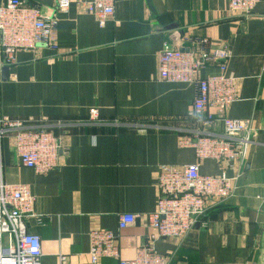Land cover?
<instances>
[{"label": "crops", "instance_id": "0c3cea01", "mask_svg": "<svg viewBox=\"0 0 264 264\" xmlns=\"http://www.w3.org/2000/svg\"><path fill=\"white\" fill-rule=\"evenodd\" d=\"M58 1L26 0L58 19V50L20 51L8 80L0 70V117L45 127L61 143L59 166L44 175L21 166L11 136L2 144L3 180L27 185L37 197L43 221L27 223L41 239L42 264H91L94 229L118 235L120 260L134 259L153 233L144 218L156 208L161 167L197 164L202 175L221 173L217 162L199 160L194 148L181 144L201 129L190 116L196 85L168 83L158 74L165 43L187 50L190 39L201 37L231 49L226 76L236 100L225 113L251 120L253 143L236 196L212 207L186 240L158 238L153 246L171 264H262L264 0L248 17L231 12L227 0H115L104 27L76 4L55 12ZM220 74L216 61L200 71L203 78ZM206 131L225 136L222 121ZM125 214L137 221L120 231ZM0 242L7 247L9 239Z\"/></svg>", "mask_w": 264, "mask_h": 264}, {"label": "built area", "instance_id": "2783aa9c", "mask_svg": "<svg viewBox=\"0 0 264 264\" xmlns=\"http://www.w3.org/2000/svg\"><path fill=\"white\" fill-rule=\"evenodd\" d=\"M263 0H227L231 12L248 17ZM115 0H59L55 12L65 13L73 4L97 17L104 27L114 16ZM58 19L44 15L39 5H28L26 0H0V70L16 63L17 54L36 49L40 45L57 51L56 29ZM193 46L184 51L182 44L165 43L158 57L159 78L168 83L194 84L197 94L192 102L190 116L201 129L194 137L183 139L184 147L196 150L199 160H213L221 166L217 176L202 175L199 165L183 168L161 167L157 177V205L144 218L152 234L146 245L140 247L132 260H120L118 235L110 230L94 229L90 233L91 264L103 259H115L119 264H171V257L160 255L153 243L158 238L184 241L192 233L199 219L212 207L236 196L240 170L253 143L251 120H234L226 116V109L236 100L232 78L226 76L231 57L229 47H212L206 37L190 39ZM220 63L221 74L203 78L200 75L208 63ZM97 121V111H91ZM216 121L224 125V137L206 130ZM11 136L20 164L38 175L48 174L59 166L60 139L45 127L29 126L23 121L0 117V264H42L43 251L39 236L29 231L27 219L39 223L43 217L36 212L37 197L27 185L5 183L2 174V144ZM234 175L230 176L229 172ZM135 215H120V231L134 225ZM62 263L67 258L60 256Z\"/></svg>", "mask_w": 264, "mask_h": 264}, {"label": "water", "instance_id": "95a60500", "mask_svg": "<svg viewBox=\"0 0 264 264\" xmlns=\"http://www.w3.org/2000/svg\"><path fill=\"white\" fill-rule=\"evenodd\" d=\"M39 47H45V46L44 45H40ZM9 71H10V67H8V66L2 67V69H1V75H2V79L3 80H8V78H9ZM61 153L62 152L59 151V154H61ZM262 253H263V256L261 258V261H262V264H264V250L262 251Z\"/></svg>", "mask_w": 264, "mask_h": 264}]
</instances>
